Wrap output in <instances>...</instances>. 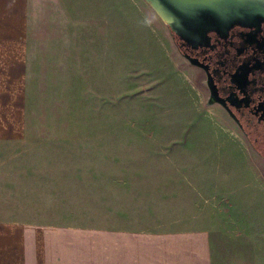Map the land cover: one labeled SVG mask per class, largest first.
<instances>
[{"label": "rangeland", "instance_id": "374dc122", "mask_svg": "<svg viewBox=\"0 0 264 264\" xmlns=\"http://www.w3.org/2000/svg\"><path fill=\"white\" fill-rule=\"evenodd\" d=\"M115 4L113 40L58 29L28 40L26 138L0 172L3 207L101 228L105 213L81 221L70 209L80 192L102 211L108 190L116 244L123 229L151 243L206 228L216 264H264V157L209 105L205 77L146 0Z\"/></svg>", "mask_w": 264, "mask_h": 264}, {"label": "crops", "instance_id": "0c3cea01", "mask_svg": "<svg viewBox=\"0 0 264 264\" xmlns=\"http://www.w3.org/2000/svg\"><path fill=\"white\" fill-rule=\"evenodd\" d=\"M115 5V0H0V172L10 158L21 155L16 147L26 138L28 40L38 36L35 30L54 29L59 40H69L72 32L77 40L87 30H95L98 40H113ZM5 188L15 204L18 186ZM78 193L72 217L87 221L105 213V227L22 220L12 208L3 207L8 203L2 199L0 264H216L206 228L168 229L154 233L151 243L123 229L116 244L108 190L102 211L98 202H82Z\"/></svg>", "mask_w": 264, "mask_h": 264}, {"label": "flooded vegetation", "instance_id": "af4514ba", "mask_svg": "<svg viewBox=\"0 0 264 264\" xmlns=\"http://www.w3.org/2000/svg\"><path fill=\"white\" fill-rule=\"evenodd\" d=\"M175 40L205 77L209 105L220 108L264 157V21L212 31L198 47Z\"/></svg>", "mask_w": 264, "mask_h": 264}, {"label": "water", "instance_id": "95a60500", "mask_svg": "<svg viewBox=\"0 0 264 264\" xmlns=\"http://www.w3.org/2000/svg\"><path fill=\"white\" fill-rule=\"evenodd\" d=\"M170 31L193 47L212 31L264 21V0H146Z\"/></svg>", "mask_w": 264, "mask_h": 264}]
</instances>
